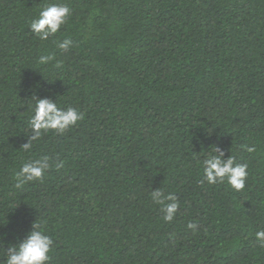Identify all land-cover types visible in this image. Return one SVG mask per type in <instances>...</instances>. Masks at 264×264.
<instances>
[{
	"label": "trees",
	"instance_id": "16d2710c",
	"mask_svg": "<svg viewBox=\"0 0 264 264\" xmlns=\"http://www.w3.org/2000/svg\"><path fill=\"white\" fill-rule=\"evenodd\" d=\"M57 3L71 15L41 41L30 24ZM40 99L84 119L25 151ZM214 151L248 165L242 191L204 181ZM36 221L49 264H264V0H0V264Z\"/></svg>",
	"mask_w": 264,
	"mask_h": 264
},
{
	"label": "clouds",
	"instance_id": "9594fccd",
	"mask_svg": "<svg viewBox=\"0 0 264 264\" xmlns=\"http://www.w3.org/2000/svg\"><path fill=\"white\" fill-rule=\"evenodd\" d=\"M71 15V10L66 4L57 3L44 7L36 19L30 24L31 32L37 35L41 41L54 36ZM59 49L67 52L72 47L69 39L59 43ZM54 59L53 55H42L39 64L46 65ZM84 116L77 109L69 107L63 109L57 103L47 99H40L34 104L33 112L29 120V125L34 133L29 143L23 149L28 151L32 148L33 142L40 140L42 133L53 130L57 135H63L71 127L82 121ZM241 150L249 153L255 151V146L241 145ZM216 151H219L218 149ZM223 153L216 155L215 151L202 161L204 181L208 185L227 183L235 192H240L245 188L248 177V165L237 163L235 156H229L226 160L221 159ZM59 166V165H58ZM49 157L44 156L38 160L25 163L15 174L17 189H22L26 183L42 180L49 170ZM203 182V181H202ZM152 200L161 206L165 222L173 221L179 209V202L174 194L165 195L161 190L152 191ZM26 239L18 246L10 247L7 260L4 264H49L50 252L53 246L52 238L45 234L41 223L35 222ZM187 228L195 230L197 225L189 223ZM257 241L264 242V230L255 233Z\"/></svg>",
	"mask_w": 264,
	"mask_h": 264
}]
</instances>
